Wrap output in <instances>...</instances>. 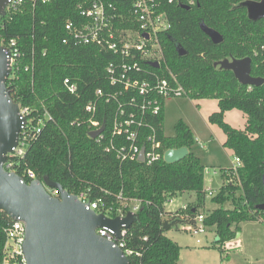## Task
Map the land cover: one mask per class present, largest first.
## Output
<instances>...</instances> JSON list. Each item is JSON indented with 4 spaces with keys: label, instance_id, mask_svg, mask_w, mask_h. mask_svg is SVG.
<instances>
[{
    "label": "trees",
    "instance_id": "1",
    "mask_svg": "<svg viewBox=\"0 0 264 264\" xmlns=\"http://www.w3.org/2000/svg\"><path fill=\"white\" fill-rule=\"evenodd\" d=\"M80 1L51 0L46 4L38 1L33 8L27 5L10 19L0 18V33L17 38L25 53L20 67L29 63L31 52L34 55L33 84L31 75L20 69L6 82L10 96L20 106L45 108L51 116L20 162L19 175L23 168H29L42 183L47 179L74 196L85 194L87 201L100 200L97 213L110 219L118 217L119 194L122 198L140 200L142 205L124 239L126 247L139 254L130 258V264H177L180 247L168 240L165 233L180 230L200 214L198 208L205 200L204 168L191 152L175 164L160 160L151 165L139 162L120 165L112 154L105 153L88 137V128L82 122L87 118L84 107L97 89L111 90L104 69L113 56L95 46L62 43L64 24L79 20ZM105 1L120 7L126 17V0ZM194 1L195 5L188 10L182 4L165 8L170 29L159 34L163 52L161 73L174 77L189 99L217 100L219 111L209 119L223 129L224 147L241 162L236 182H227L230 175L224 173V184L211 198L219 207L204 216V225L215 229L222 255L241 223L255 221L264 226V212L258 210L264 204V83L257 87L242 85L231 71L214 67V63L250 58L251 76L264 79V19L250 20L243 5L259 0ZM201 25L216 31L222 41L214 44ZM177 46L185 55L178 54ZM64 79L76 82V95L67 92ZM99 109H105L106 115L100 117L108 123L112 106L102 104ZM232 109L245 115L243 131L224 123V113ZM162 121V113L151 120L153 124ZM174 130L173 137L158 133L162 150L182 147L189 150L194 142L189 127L179 121ZM188 192L195 194L196 207L188 206L185 212L176 215L165 211L166 201ZM229 200L233 208L224 209L222 206ZM9 223L8 216L0 212V263L5 242L3 229Z\"/></svg>",
    "mask_w": 264,
    "mask_h": 264
},
{
    "label": "built area",
    "instance_id": "2",
    "mask_svg": "<svg viewBox=\"0 0 264 264\" xmlns=\"http://www.w3.org/2000/svg\"><path fill=\"white\" fill-rule=\"evenodd\" d=\"M38 1L46 4L51 0H7L3 17L7 16L10 19L12 14L21 12L27 5L33 8ZM126 1L128 4L125 18L120 7L112 2L80 1L77 5L79 20H68L64 24L65 37L62 43L74 47L95 46L100 51L113 56V60L104 69L105 81L111 90L97 89L93 98L84 107L87 118L82 122L88 128V137L90 138L91 133L101 130L90 139L101 146L105 153L112 154L120 165L127 162L151 165L160 160L163 161V154L166 151L162 150L158 139V133L162 132V124H153L151 120L160 116L166 100L188 98V94L174 77L168 78L161 73L163 52L159 34L170 29L165 8L173 4H182L190 8L195 5V1ZM0 48L11 67L8 78H13L14 74L22 69L31 75L32 85L33 52H31L29 63L21 68V60L25 57V53L17 38H8L0 33ZM154 63L157 64V68L152 67ZM63 86L71 95H76L78 92L76 82L70 79H64ZM102 104L112 106L108 123L101 118L106 115L105 109H99ZM18 107L22 126L16 145L7 153L3 168L6 172L17 174L23 182L27 180L30 184L33 181H39L36 174L29 168H23L19 175L18 166L24 160L28 148L37 140L45 122L51 121V116L45 108L39 110L29 106L18 105ZM240 167L241 162L234 157V163L227 171V175L235 177ZM206 174L207 171L204 170V176ZM41 184L50 196H59L56 189L49 188L42 182ZM203 193L205 197L215 196L209 187L203 186ZM77 198L99 214L96 210L100 200L87 201L85 194ZM117 200L120 203V208L117 210L120 218H124L127 213L135 214L142 205L140 200L122 198L120 194ZM173 202L174 199L171 198L164 205L173 204ZM187 209V205L181 204L177 210L168 212L176 215ZM191 220L192 223L182 226L181 230L189 232L194 237L204 235L207 230L203 223L204 215L199 214ZM126 229L122 225L119 238L112 230L106 228L97 229L96 234L110 242L112 247L121 250L130 264V258L138 257L139 254L126 247L124 240ZM3 233L5 242L0 264H26L23 255L24 223L19 219L10 220L3 229ZM196 243H200L199 239H196Z\"/></svg>",
    "mask_w": 264,
    "mask_h": 264
},
{
    "label": "water",
    "instance_id": "3",
    "mask_svg": "<svg viewBox=\"0 0 264 264\" xmlns=\"http://www.w3.org/2000/svg\"><path fill=\"white\" fill-rule=\"evenodd\" d=\"M6 1L0 0V18L5 14ZM243 5L250 20L264 19V0L247 1ZM183 8L189 9L187 6ZM201 30L214 44L222 41L216 31L204 25H201ZM176 49L180 56L185 55L182 48L177 46ZM152 67L158 66L154 63ZM214 67L231 71L245 86L257 87L264 83V79L251 76L250 58L224 59L214 63ZM10 71L9 62L0 48V212L10 220L19 219L24 223L23 255L26 264H129L122 251L97 235L96 230L110 229L119 238L122 225L128 228L135 214L127 213L124 218L110 219L96 214L88 204L57 183L44 180L47 187L58 192V197H52L40 181L26 184L17 174L4 170L7 153L16 145L22 126L19 107L6 87ZM100 131L91 133L90 138ZM188 153L186 147L168 149L163 154V161L175 164ZM262 185L264 189V173ZM258 210L264 212V204L258 206Z\"/></svg>",
    "mask_w": 264,
    "mask_h": 264
},
{
    "label": "rangeland",
    "instance_id": "4",
    "mask_svg": "<svg viewBox=\"0 0 264 264\" xmlns=\"http://www.w3.org/2000/svg\"><path fill=\"white\" fill-rule=\"evenodd\" d=\"M205 100L214 101V99ZM198 105L200 104L198 103ZM234 110L241 113L238 109ZM213 114L211 112L207 118V123L212 128L214 134L212 144L209 142V131L206 126L200 125L199 121H194L195 116L187 97L172 98L165 101L162 125L164 136L173 137L175 135L174 127L179 122L177 120L178 116L185 117L184 120L189 123H193L194 121V124H199L198 134L204 143V147L198 145L194 140L190 152L200 159L203 166L216 170L215 175H205L203 184V186L209 187L216 195L221 185H223L222 175H225L220 170H230L234 159L225 155V152L216 144V141L223 138L225 134L218 124L210 121L209 118ZM224 123L227 124L226 122ZM227 125L229 126V124ZM194 132H196L195 128ZM193 139H195L194 135ZM227 182H236V179L229 176L227 177ZM236 195L239 196V193ZM178 199L174 201L173 205L167 206L168 209H176L179 206L177 203H180ZM205 200L206 205H203L198 212L204 216L219 207L211 202L210 197H205ZM194 205V203H191L189 207ZM222 207L224 209H232L233 205L229 200ZM237 234V238L235 236L226 244V250L222 255H220L218 249L219 241L214 228H207L206 233L199 237H194L189 232L183 230L172 229L165 233V237L180 247L178 264H264V226L255 221L244 222L239 225ZM196 239H199V244L196 243Z\"/></svg>",
    "mask_w": 264,
    "mask_h": 264
},
{
    "label": "crops",
    "instance_id": "5",
    "mask_svg": "<svg viewBox=\"0 0 264 264\" xmlns=\"http://www.w3.org/2000/svg\"><path fill=\"white\" fill-rule=\"evenodd\" d=\"M198 103L200 105H198ZM189 104H190V106L192 108V112H193V114L195 116L194 121H199V124L200 125H205L206 126V128L209 131V139H210L209 142H210V144H212L213 141H214V134L212 132V128H210L209 125H208V123H207V118H208V116H209V114L211 112L217 113L219 111L217 100H214V101H206L205 99H189ZM163 110H164V104H163V108H162V114H163ZM177 118H178L177 119L178 121L183 122L186 126L189 127V129L192 132V135L195 136V139L194 140L196 141V143L198 145L204 147V143L201 141V139L199 137V134H198L199 124H196V123L194 124V121H193V123H189V122H187V121L184 120L185 117H183V116H178ZM223 120H224V122H226L227 124H229V126L232 127L235 130L243 131L245 129L246 117H245V115L242 112L241 113H238L234 109L229 110V111H226L224 113V115H223ZM239 124H241V125H239ZM194 128H195V130H196L197 133L194 132ZM162 133H163V125H162ZM225 142H226V135H224L223 138H221L218 141H216V144L219 145L220 148L225 152V155L230 156L231 158L234 159L233 152L230 149L224 147ZM188 152H190V149L188 150ZM192 154L196 158H198L194 153H192ZM198 160L200 161L199 158H198ZM200 164H201V161H200ZM203 168H204V170L207 171V174L206 175H210V174L211 175H215L216 174V170L215 169H209L208 166L207 167L206 166H203ZM228 170L229 169H221L220 171L224 174V173H227ZM222 177H223V175H222ZM222 184H224V178H222ZM221 187H222V185H221ZM177 198H179L178 200H180V203L179 204L177 203V205H179V206L176 207V209L175 208L174 209H168L167 206L173 205L174 202H173V204H166V205H164L165 211H175V210H177L181 206V204H185L187 206H190L191 203H194L195 205L194 206H191V207H196L197 204H198L197 202H195L196 201V196H195V194L193 192H188V193H183V194L177 195L176 197L173 198L174 201H176ZM205 201L206 200H204V202L201 205V207L203 205L204 206L206 205V202ZM199 210H200V208H198V211ZM180 230H181V228H180ZM237 237H238V235H236V238Z\"/></svg>",
    "mask_w": 264,
    "mask_h": 264
}]
</instances>
